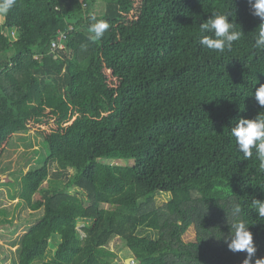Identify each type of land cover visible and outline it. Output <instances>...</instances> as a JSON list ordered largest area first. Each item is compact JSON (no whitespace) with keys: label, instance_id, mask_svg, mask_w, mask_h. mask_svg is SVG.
I'll use <instances>...</instances> for the list:
<instances>
[{"label":"trees","instance_id":"trees-1","mask_svg":"<svg viewBox=\"0 0 264 264\" xmlns=\"http://www.w3.org/2000/svg\"><path fill=\"white\" fill-rule=\"evenodd\" d=\"M213 13L244 33L231 51L199 43ZM93 15L110 26L98 41ZM4 16L0 162L32 129L46 152L23 177V197L43 213L15 264H118L115 238L134 264H243L246 253L228 249L234 203L253 234V264L264 259V220L251 206L264 200V172L230 131L264 111L254 96L261 21L248 0H17ZM160 194L169 200L158 204Z\"/></svg>","mask_w":264,"mask_h":264},{"label":"clouds","instance_id":"clouds-1","mask_svg":"<svg viewBox=\"0 0 264 264\" xmlns=\"http://www.w3.org/2000/svg\"><path fill=\"white\" fill-rule=\"evenodd\" d=\"M17 0H0V15H6L15 6ZM252 9V14L261 21L259 32L253 44L257 51L264 52V0H248ZM229 15L213 13L209 19L202 21L199 25L200 39L202 47L224 53L231 51L234 42L239 41L244 33L241 28L237 30L236 23L229 22ZM92 23L88 29L92 41L100 40L110 27L104 20H96L93 15ZM211 33L213 35H205ZM258 105L264 108V84H261L254 93ZM231 136L234 137L237 151L242 153L244 160L255 159L259 162L258 168L264 172V111L257 114L253 119L240 118L235 126L231 127ZM252 208L257 213L260 220H264V200L253 199ZM232 215L236 218L232 225L234 231L230 235L228 249L232 252L246 253L243 264H253L256 247L253 241V234L249 231V226L244 220L238 219L242 212L241 205L234 203L231 205ZM254 264H264V259H256Z\"/></svg>","mask_w":264,"mask_h":264},{"label":"rangeland","instance_id":"rangeland-1","mask_svg":"<svg viewBox=\"0 0 264 264\" xmlns=\"http://www.w3.org/2000/svg\"><path fill=\"white\" fill-rule=\"evenodd\" d=\"M5 21V16L0 15V23ZM14 38V32H11ZM46 157L43 138L35 130L16 133L0 162V264H15L19 260L20 240L29 228L42 216L43 210L34 212L30 203L23 197V177L39 166L42 158ZM52 171L59 166L52 163ZM71 172H75L71 169ZM44 182V186L55 183L54 176ZM74 193V190H71ZM33 198V197H32ZM169 194H160L158 204L169 200ZM81 233V232H80ZM145 233L153 234L151 231ZM83 235V233H82ZM154 235V234H153ZM194 225L185 234L184 240L191 242L196 239ZM56 239V238H55ZM58 240V239H56ZM58 244L53 240L52 246L46 252L45 259L54 257ZM109 248L118 255V264H134L131 252L124 246L120 238H115ZM128 261V262H127ZM36 264H42L39 260Z\"/></svg>","mask_w":264,"mask_h":264},{"label":"built area","instance_id":"built-area-1","mask_svg":"<svg viewBox=\"0 0 264 264\" xmlns=\"http://www.w3.org/2000/svg\"><path fill=\"white\" fill-rule=\"evenodd\" d=\"M66 38V34L64 33H61L58 40H54L52 42V49H56L58 47H64V43L61 41L62 39H65Z\"/></svg>","mask_w":264,"mask_h":264},{"label":"water","instance_id":"water-1","mask_svg":"<svg viewBox=\"0 0 264 264\" xmlns=\"http://www.w3.org/2000/svg\"><path fill=\"white\" fill-rule=\"evenodd\" d=\"M128 262V261H127Z\"/></svg>","mask_w":264,"mask_h":264}]
</instances>
